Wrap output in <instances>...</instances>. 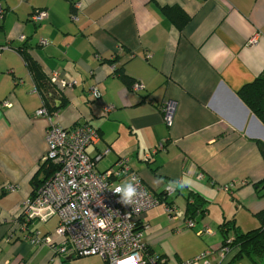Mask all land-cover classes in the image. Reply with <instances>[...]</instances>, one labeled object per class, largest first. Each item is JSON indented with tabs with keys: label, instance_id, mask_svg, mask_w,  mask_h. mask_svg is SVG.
Instances as JSON below:
<instances>
[{
	"label": "crops",
	"instance_id": "1",
	"mask_svg": "<svg viewBox=\"0 0 264 264\" xmlns=\"http://www.w3.org/2000/svg\"><path fill=\"white\" fill-rule=\"evenodd\" d=\"M0 6V46L9 48L0 55V264H72L74 258L27 238L33 228L50 234L56 217L26 230L16 218L44 176L48 125L36 116L41 97L16 51L24 45L45 75L58 70L75 82L72 89L51 87L47 100L61 127L87 122L99 130L96 151H109L99 171L125 157L154 196L175 189L166 198L177 208L173 216L158 204L142 218L154 253L182 264L221 246L224 221L241 232L261 226L264 161L257 143L264 144V126L236 92L264 69V0H0ZM165 7L182 9L187 23L178 29ZM37 8L48 11L38 24L29 20ZM121 75L144 89L130 90ZM92 87L99 97L89 95ZM5 101L11 106L3 107ZM189 193L203 199L205 212L182 231Z\"/></svg>",
	"mask_w": 264,
	"mask_h": 264
},
{
	"label": "built area",
	"instance_id": "2",
	"mask_svg": "<svg viewBox=\"0 0 264 264\" xmlns=\"http://www.w3.org/2000/svg\"><path fill=\"white\" fill-rule=\"evenodd\" d=\"M3 10L0 6V19ZM48 18L46 9H34L29 15L33 23H40ZM74 21L76 17L71 15ZM259 33L253 35L248 43L254 44ZM19 40H25L23 35ZM40 43L45 45V41ZM7 46H0V55ZM146 55L145 59H150ZM49 82L62 89H72L75 82H69L60 71L47 74ZM144 89L140 82L134 81L130 90L139 92ZM89 95L97 98L99 92L92 87ZM3 107H10L8 101ZM105 112L109 107L104 108ZM57 111L49 112L43 105L36 111V116L45 117L48 125L45 130L46 153L42 163L53 166V171L41 185L21 203L17 219L29 224L38 220L47 223L56 217L57 223L53 235H42L32 231L27 236L33 245L48 246L58 256L79 257L99 255L106 264H169L166 258H159L146 244L143 236L142 218L145 212L162 204L168 216H173L176 206L166 202L174 194V188L166 187L163 198L154 196L147 190L140 176L130 170L128 159L119 157L112 166L99 171L97 163L109 151L97 152L96 144L100 140L99 130L87 122H81L65 128L58 125L54 118ZM167 125L171 117H164ZM162 148V145L157 147ZM156 151L153 150L152 153ZM146 159L148 156H145ZM204 178L202 173L197 179ZM237 183L225 185L222 189L231 192ZM14 187L8 190L14 191ZM23 225V224H22ZM193 219L183 220V229L192 230ZM205 233H210L208 229ZM231 251L225 248L207 249L193 259L182 264H225ZM7 264V263H3Z\"/></svg>",
	"mask_w": 264,
	"mask_h": 264
},
{
	"label": "trees",
	"instance_id": "3",
	"mask_svg": "<svg viewBox=\"0 0 264 264\" xmlns=\"http://www.w3.org/2000/svg\"><path fill=\"white\" fill-rule=\"evenodd\" d=\"M163 11L166 13L171 23H173L178 29L188 21V16L179 7H165L163 8ZM24 47L25 45L22 46V48H17L16 51L22 57L35 82L36 88L41 97L42 105L46 107L49 112L58 111L54 105L51 107L47 100V96L52 93L51 87L54 86L49 82L48 76L43 73L39 64L31 58L27 49ZM121 76L128 87L134 82L123 75ZM236 95L248 108L250 113L264 126V69L253 81L243 85L242 88L236 92ZM257 147L264 161V144L257 143ZM150 156H148L147 159H149ZM40 166V170L44 176L42 180H37V182L34 183L35 185H33V189L29 195L36 191L54 169L53 166H47L46 163H43ZM258 183L263 185L260 189L262 190L264 188V179ZM258 183H255V186H257ZM203 204V199L200 196H197L194 193H189L186 198L185 219H193L197 214H203L205 212V209L202 208ZM258 219L261 222V226L248 232H241L235 226L233 220L224 221L220 225L219 230L222 235V242L219 248H225L232 252L225 264H238L243 256L249 258L253 264H262V260L264 259V211L258 214ZM229 232L233 233L232 237H229ZM158 257L164 258V256L159 254Z\"/></svg>",
	"mask_w": 264,
	"mask_h": 264
},
{
	"label": "rangeland",
	"instance_id": "4",
	"mask_svg": "<svg viewBox=\"0 0 264 264\" xmlns=\"http://www.w3.org/2000/svg\"><path fill=\"white\" fill-rule=\"evenodd\" d=\"M108 154H109V152L106 155H104V157L99 162H101L102 160H105L106 156ZM32 224L43 225V223L38 221V220L32 221L29 225H32ZM34 229L35 228H33L32 230H34ZM36 231H37V233L39 232V234H40V231L38 230V228L36 229ZM53 231H54V229H53ZM53 231L50 234H46V235L54 236ZM245 232H247V231H245ZM68 262H71L72 264H106L105 261L102 259V257L99 255H88V256L74 257L71 260H69ZM239 262L241 264H253V262L245 256H243ZM262 264H264V259L262 260Z\"/></svg>",
	"mask_w": 264,
	"mask_h": 264
}]
</instances>
